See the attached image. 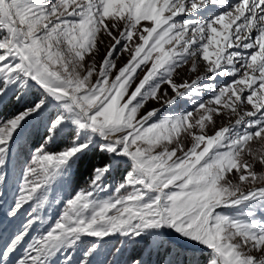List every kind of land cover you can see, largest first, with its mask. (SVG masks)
<instances>
[{"label": "snow or ice", "instance_id": "snow-or-ice-1", "mask_svg": "<svg viewBox=\"0 0 264 264\" xmlns=\"http://www.w3.org/2000/svg\"><path fill=\"white\" fill-rule=\"evenodd\" d=\"M114 253L264 264V0H0V264Z\"/></svg>", "mask_w": 264, "mask_h": 264}, {"label": "rangeland", "instance_id": "rangeland-1", "mask_svg": "<svg viewBox=\"0 0 264 264\" xmlns=\"http://www.w3.org/2000/svg\"><path fill=\"white\" fill-rule=\"evenodd\" d=\"M105 40H107V37H105ZM104 51L105 50L102 49L100 56L97 57V61L98 62H99V60L103 59ZM129 58L130 57H129V55L127 53H125L123 56H121L116 61L117 68L122 67L127 62V60ZM188 67H190V65L185 67V68H183V69H179L178 70V76L175 78L177 83H182L184 79H187L189 82H191V80L195 79L196 76L205 75L206 74V73H204V66L203 65L200 66V70L197 73L191 74V75L188 72ZM137 83H138V81H137ZM203 83L204 82H201V86H203ZM207 83H215V82L214 81H207ZM132 87L134 88L135 84H133ZM164 87H168V86L165 85ZM170 94H171V92H170ZM207 99H209V94H208L207 89H204V94L202 96L194 98V100H196V101L207 100ZM194 106L195 105H194V103L192 101H186V102H184L182 104V108H187L188 110H193ZM152 107H159V105L155 104V103H152V102H149V104L146 105V108L141 111V114H143V112L146 111L148 108H152ZM215 119L218 122L217 123V127L221 126L220 125V121H223V125L224 126H227V125H230V124H234V121H235V117H233L231 120H229L227 117L217 116V117H215ZM211 131H214V130L210 129L209 134H211ZM256 146H258V145H256ZM255 170L258 171V172L261 170L259 164L256 165V169ZM19 172H20V170H19L18 167L13 169L12 177H11V180H10V186L11 187H15L16 186V184L18 182V179H19ZM257 186H260V185H257ZM67 188H68V185H64V184H60V183L54 184L53 188H52V191H51V193H52L51 194V199H53L52 201L55 202L56 200H61V202H62L64 199H66L67 196L71 194V192H70V194L68 193ZM54 208H57V210L59 209L58 210V212H59L61 210V205H58V204L55 203V207ZM41 215L46 216V217L49 218V220H51L53 218V216H54V210H53L52 207L48 206L46 209L44 208V209L41 210ZM42 226H43V229L46 228L45 224H43ZM40 234L41 233L35 234V237H38ZM115 239L116 238H112V241L115 240ZM111 245L112 244H109L108 248L111 249L112 248ZM117 247H122V245H119ZM117 247H115V248H117ZM117 255L118 254L114 253L113 257L115 258ZM103 258L104 257H101V259H103Z\"/></svg>", "mask_w": 264, "mask_h": 264}, {"label": "trees", "instance_id": "trees-1", "mask_svg": "<svg viewBox=\"0 0 264 264\" xmlns=\"http://www.w3.org/2000/svg\"><path fill=\"white\" fill-rule=\"evenodd\" d=\"M21 159H23V157H21ZM85 185L81 184V187H84ZM78 190V189H77ZM71 192V189H70ZM111 249H114L115 247L119 246L120 244L116 241H114L113 243H111ZM128 259L127 254L125 255H120L118 254L115 258L113 256L109 257V260H114L116 261V264H125V261ZM153 259H155V257H153Z\"/></svg>", "mask_w": 264, "mask_h": 264}]
</instances>
